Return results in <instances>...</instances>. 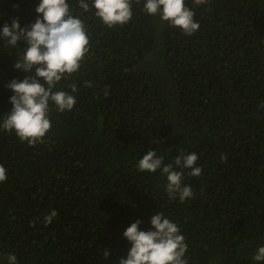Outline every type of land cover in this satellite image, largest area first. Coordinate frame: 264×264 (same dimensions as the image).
Masks as SVG:
<instances>
[{
    "label": "trees",
    "instance_id": "trees-1",
    "mask_svg": "<svg viewBox=\"0 0 264 264\" xmlns=\"http://www.w3.org/2000/svg\"><path fill=\"white\" fill-rule=\"evenodd\" d=\"M39 2L0 0V27L34 22ZM67 2L89 52L57 90L75 83L77 102L62 113L50 103L42 144L0 129V264L8 253L18 264H118L131 246L123 232L137 219L150 230L156 211L178 225L188 264H264L252 259L264 246V0H185L200 25L191 36L143 11L145 0L111 28ZM19 54L0 41V123L6 84L23 78ZM148 150L165 164L197 154L202 174L183 176L193 197L169 200L159 169L138 170Z\"/></svg>",
    "mask_w": 264,
    "mask_h": 264
},
{
    "label": "clouds",
    "instance_id": "clouds-1",
    "mask_svg": "<svg viewBox=\"0 0 264 264\" xmlns=\"http://www.w3.org/2000/svg\"><path fill=\"white\" fill-rule=\"evenodd\" d=\"M136 2L140 3V0ZM207 3L209 0H193L195 6ZM77 5L82 12L92 10L95 17L109 28L125 25L133 16L131 0H77ZM143 11L158 15L161 21L178 27L188 36L200 27L185 0H145ZM35 13L34 22L28 25L21 27L19 18H13L10 24L5 22L0 27V41L4 46L20 49L13 68L23 73L22 79L13 78L5 86L13 94L9 97L11 109L3 116L0 129L14 132L21 142L26 141L30 146L45 142L43 138L51 128L50 103L61 113L73 109L77 101L72 93L77 92V85H68L71 92L57 90V85L78 72L81 61L89 52L86 25L73 14L67 0H40ZM18 42H23L24 47H17ZM84 86L92 85L85 81ZM104 95H109L107 86ZM260 107H264V102ZM197 160L194 152H180L172 162L165 164L156 150H148L139 159L137 168L149 173L159 169L161 175L166 176L165 191L169 200L179 198L183 202L193 197L191 186L183 183L184 170L190 169V176H200L202 169L196 166ZM220 160L226 162L227 157L221 154ZM6 171L0 164V182L7 180ZM56 216L57 212L51 211L43 218V223L46 226L51 224ZM140 224L141 220L137 219L123 232L131 246L118 264H188L185 237L175 222L156 211L150 218V230H140ZM103 255L109 257V251L105 249ZM5 259L7 264H18L14 253H8ZM252 259L264 262V246L258 247Z\"/></svg>",
    "mask_w": 264,
    "mask_h": 264
}]
</instances>
